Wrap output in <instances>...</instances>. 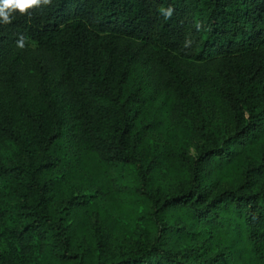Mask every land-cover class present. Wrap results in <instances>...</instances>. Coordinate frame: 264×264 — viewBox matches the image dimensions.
Listing matches in <instances>:
<instances>
[{
  "label": "trees",
  "instance_id": "1",
  "mask_svg": "<svg viewBox=\"0 0 264 264\" xmlns=\"http://www.w3.org/2000/svg\"><path fill=\"white\" fill-rule=\"evenodd\" d=\"M136 65L150 87L134 95L124 83ZM208 70L232 131L174 154L175 185L160 194L137 113L206 136ZM0 92L16 104L0 110V264H264V190L246 186L263 155L217 192L204 175L264 142V0H51L16 12L0 22ZM65 159L88 190L58 202ZM77 209L92 215L80 242L66 220Z\"/></svg>",
  "mask_w": 264,
  "mask_h": 264
},
{
  "label": "rangeland",
  "instance_id": "2",
  "mask_svg": "<svg viewBox=\"0 0 264 264\" xmlns=\"http://www.w3.org/2000/svg\"><path fill=\"white\" fill-rule=\"evenodd\" d=\"M134 75L131 76L127 82L124 83L127 90L136 94V87L142 85L144 91L147 92L150 84L148 78L145 76L142 68L138 65L135 67ZM217 80L213 72L208 70V77L205 84L201 87L200 95L206 106L205 112V128L206 136H198L191 132L186 131L176 121L160 118L158 115H153L154 120H150L152 110L146 113L142 107L139 108L137 113V122L145 125V133L142 137L141 148L143 150L145 163L153 164V160L159 162L151 171L150 187L157 190L160 194H165L171 187L175 185L176 179L165 170L169 163L175 162L176 154L180 150L188 152L192 156L196 153L197 146L205 144L207 147L212 146L214 141L220 144V137L227 136L232 131V118L226 105L219 99L217 94ZM30 89H34L32 85ZM153 108L157 105V101L152 102ZM11 108L16 110V104L11 97L5 96L0 92V110L3 108ZM211 144V145H210ZM221 145L226 147L230 153L234 146L232 142L227 140L222 141ZM70 146L68 143L61 142L59 144V151L62 153L68 150ZM71 149V148H70ZM250 153H243L238 157L232 158L231 166L228 172L223 171L222 160L214 164L213 161L208 163L204 169V175H207V183L211 193L217 192L220 188L236 183L242 180L244 175V168L247 163H257L259 157H264V142L252 145ZM155 154V156H153ZM58 173L63 174L64 180L55 186V198L60 199L66 194H76L78 191H87L88 189L76 181V172L83 173L82 169L73 164L70 159H65L61 167L57 170ZM250 180L247 182V188L264 190V172L248 171ZM100 221L103 220L102 216H98ZM66 220L70 223L72 236L75 241L80 242L82 238L87 239L91 237L90 222L92 220L91 212L85 210L72 211ZM205 241H210V237L204 234ZM128 237H124L120 242H127ZM204 242V243H206ZM211 245V244H210Z\"/></svg>",
  "mask_w": 264,
  "mask_h": 264
},
{
  "label": "clouds",
  "instance_id": "3",
  "mask_svg": "<svg viewBox=\"0 0 264 264\" xmlns=\"http://www.w3.org/2000/svg\"><path fill=\"white\" fill-rule=\"evenodd\" d=\"M51 0H0V22L10 23L13 14L19 12L22 15H31L33 8H39L43 5H49ZM165 17L172 14V9H161ZM25 37L20 36L17 41L18 47H24Z\"/></svg>",
  "mask_w": 264,
  "mask_h": 264
}]
</instances>
